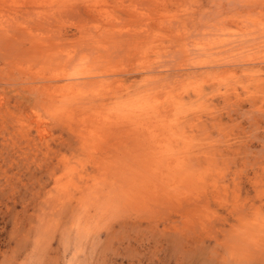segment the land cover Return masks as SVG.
I'll return each mask as SVG.
<instances>
[{"label":"rangeland","instance_id":"rangeland-1","mask_svg":"<svg viewBox=\"0 0 264 264\" xmlns=\"http://www.w3.org/2000/svg\"><path fill=\"white\" fill-rule=\"evenodd\" d=\"M0 264H264V0H0Z\"/></svg>","mask_w":264,"mask_h":264},{"label":"bare ground","instance_id":"bare-ground-1","mask_svg":"<svg viewBox=\"0 0 264 264\" xmlns=\"http://www.w3.org/2000/svg\"><path fill=\"white\" fill-rule=\"evenodd\" d=\"M221 21V20H220ZM244 21V20H243ZM244 25H246V24H244ZM253 25V24H252ZM209 26H211L210 24H209ZM257 28V27H256ZM208 30V29H207ZM216 30V29H215ZM211 32H212V30H210ZM255 31V30H254ZM214 32V31H213ZM225 33V32H224ZM254 33V32H253ZM234 34V33H233ZM232 34V35H233ZM204 35V34H203ZM225 35V34H224ZM214 36V35H213ZM212 36V37H213ZM227 36V35H226ZM201 37V36H200ZM199 37V38H200ZM202 37H204V36H202ZM216 37V36H215ZM206 38V37H205ZM201 39V38H200ZM242 39V38H241ZM202 40V39H201ZM208 40V39H207ZM226 40V39H225ZM231 41V40H230ZM236 41V40H235ZM206 42V41H205ZM227 42H229V41H227ZM224 43H226V42H224ZM213 44V43H212ZM83 45V44H82ZM221 45V44H220ZM105 47V46H104ZM196 47V46H195ZM59 48V47H58ZM192 48V47H191ZM206 48H208V47H206ZM119 49V48H118ZM188 49V48H187ZM194 50V49H193ZM96 52V51H95ZM192 52V51H191ZM225 52V51H224ZM192 54V53H191ZM205 54V53H204ZM29 56V55H28ZM226 57V56H225ZM141 58V57H140ZM218 58V57H217ZM48 60V59H47ZM139 60V59H138ZM145 60V59H144ZM176 60V59H175ZM220 60V59H219ZM231 60V59H230ZM53 61V60H52ZM227 61V60H226ZM229 61V60H228ZM234 61V60H233ZM236 61V60H235ZM244 61H245V59H244ZM248 61V60H247ZM175 62V61H174ZM211 62H213V61H211ZM223 62V61H222ZM232 62V61H231ZM229 63V62H228ZM235 63V62H234ZM215 64H218V63H215ZM138 65V64H137ZM204 65H205V63H204ZM192 66V65H191ZM156 67V66H155ZM68 68V67H67ZM146 69H148V68H146ZM148 71V70H147ZM36 72V71H35ZM98 75V74H97ZM64 76V75H63ZM42 78V77H41ZM21 81V80H20ZM80 83V82H79ZM78 85V84H77ZM78 87H79V85H78ZM76 88H77V86H76ZM53 89H54V87H53ZM78 89V88H77ZM35 90H36V88H35ZM49 90V89H48ZM146 90V89H145ZM30 91H32V90H30ZM33 92V91H32ZM31 92V93H32ZM36 92V91H35ZM114 97H115V94H114ZM23 99V98H22ZM111 108V107H110ZM46 111V110H45ZM153 111V110H152ZM47 113V112H46ZM128 116H129V114H128ZM142 116V115H141ZM105 157V156H104ZM102 160V159H101ZM100 159H99V161L98 162H100L101 161ZM114 160V159H113ZM111 162H113V161H111ZM193 164V163H192ZM117 166V165H116ZM105 169V168H104ZM106 170V169H105ZM194 170V169H193ZM128 171V170H127ZM130 173V172H129ZM126 181V180H125ZM97 182V181H96ZM95 182V183H96ZM125 187V186H124ZM123 189V188H122ZM88 195H90V193L88 194ZM111 195V194H110ZM84 199V198H83Z\"/></svg>","mask_w":264,"mask_h":264}]
</instances>
